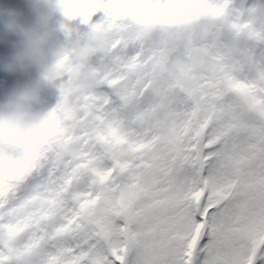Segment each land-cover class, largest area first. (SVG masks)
Returning <instances> with one entry per match:
<instances>
[{
	"label": "snow or ice",
	"instance_id": "obj_1",
	"mask_svg": "<svg viewBox=\"0 0 264 264\" xmlns=\"http://www.w3.org/2000/svg\"><path fill=\"white\" fill-rule=\"evenodd\" d=\"M102 3L0 164V264H264V0Z\"/></svg>",
	"mask_w": 264,
	"mask_h": 264
},
{
	"label": "clouds",
	"instance_id": "obj_2",
	"mask_svg": "<svg viewBox=\"0 0 264 264\" xmlns=\"http://www.w3.org/2000/svg\"><path fill=\"white\" fill-rule=\"evenodd\" d=\"M25 4L33 17L30 24L22 10L0 6V44H11L13 49L0 58V72L27 78L11 89L7 81L0 82V164L9 166L18 158L28 159L62 127L57 111L46 105L47 93L58 90L69 68L65 59L69 22L90 10L100 14L111 7L102 0H25Z\"/></svg>",
	"mask_w": 264,
	"mask_h": 264
},
{
	"label": "rangeland",
	"instance_id": "obj_3",
	"mask_svg": "<svg viewBox=\"0 0 264 264\" xmlns=\"http://www.w3.org/2000/svg\"><path fill=\"white\" fill-rule=\"evenodd\" d=\"M0 6L18 8L25 13L24 18L27 23L30 24L33 21V17L31 16L30 11L27 5L25 4V0H0ZM101 16L102 14H98L95 19L98 21ZM77 25H79L78 20L69 22L70 27H76ZM79 27L81 30H84L86 28V26H83V25H79ZM14 38L15 37H12L11 39L14 40ZM12 51L13 49L11 47V44H8V45L0 44V58H4V57L11 55ZM33 75H35V73H33ZM3 81H7L6 87L11 89L12 87L16 85L18 81L26 82L27 78L9 76L3 72H0V82H3ZM2 95H3V88L0 87V98H2ZM47 100H48V104L46 105V109L51 110L55 108V106L59 102L58 90L49 91L47 93Z\"/></svg>",
	"mask_w": 264,
	"mask_h": 264
}]
</instances>
